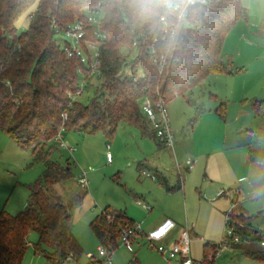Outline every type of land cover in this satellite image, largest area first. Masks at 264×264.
<instances>
[{"label": "rangeland", "instance_id": "1", "mask_svg": "<svg viewBox=\"0 0 264 264\" xmlns=\"http://www.w3.org/2000/svg\"><path fill=\"white\" fill-rule=\"evenodd\" d=\"M240 2L247 16L227 32L222 44V59L233 73L210 75L192 94L166 103L175 134V152L158 148L155 139L126 123H120L112 137L101 131L85 134L64 129L63 141L76 147L72 152L60 148L56 140L48 143L50 157L62 163L68 161L73 173L71 179L48 191L52 202H62L70 208L72 231L83 249L78 261L64 264H99L97 260L107 264L99 257L102 245L89 226L104 209L125 211L141 232L129 244L120 239L114 250L105 247L114 264H169L145 236L150 232L146 225L159 215L179 223L171 235H177L181 225L189 226L194 261H203L205 244H211L216 249H209L207 264H261L244 251H264L259 240H264V165L251 169L247 159L248 147L264 156V116H258L252 106L254 100H264V0ZM34 9L33 6L18 18L17 32L28 29ZM55 36L61 46L71 41L63 31ZM95 54L91 49L90 55ZM97 82L87 81L79 100L88 102L95 88L89 83ZM188 159L196 160L190 170L186 169ZM141 165L152 177L141 174ZM155 165H159V173ZM244 166L251 171L241 180ZM44 168L43 162L35 161L30 151L17 146L0 130V212L22 211L30 187L42 179ZM161 171L170 187H182L167 190L161 183ZM83 173L86 185L79 182ZM234 198L250 215L242 211L243 218L236 219L241 230L239 243L225 239L226 214ZM139 201L151 204L153 209L144 210ZM38 240V233L31 232L21 264H29L34 256L37 261L33 264L45 258L35 254ZM179 260L175 258L171 263L179 264ZM44 263L50 264L47 259Z\"/></svg>", "mask_w": 264, "mask_h": 264}, {"label": "trees", "instance_id": "2", "mask_svg": "<svg viewBox=\"0 0 264 264\" xmlns=\"http://www.w3.org/2000/svg\"><path fill=\"white\" fill-rule=\"evenodd\" d=\"M33 6L28 29L17 32L16 21ZM194 7L183 19L170 18L162 24L136 15L128 0H0V130L45 166L42 179L30 187L25 208L17 214L0 212V264H21L31 232L39 235L35 253L50 264L82 255L70 208L52 202L48 194L53 185L73 177L69 162L53 160L47 147L62 124L65 129L101 131L112 137L118 125L126 123L157 140L142 111L146 98L161 97L167 103L192 94L210 75L233 73L222 59V44L227 32L246 18L245 8L240 0H203ZM77 21L85 24L84 39L100 42L101 75L87 79L98 80L89 83L95 88L88 102L69 105V94L76 92L83 77L79 70L87 69L79 56H68L67 41L61 46L55 35ZM97 29L104 39L95 35ZM252 106L264 116V100H254ZM63 113H67L64 123ZM247 155L254 162L264 159L250 147ZM161 183L167 190L182 187L168 186L165 178ZM241 207L236 203L232 213L239 236L236 219L243 218ZM89 226L99 244L111 250L124 232L131 231L130 240L141 234L120 209L102 210ZM210 248L215 251L216 246L205 244L201 264L209 261ZM244 252L264 264V251Z\"/></svg>", "mask_w": 264, "mask_h": 264}, {"label": "built area", "instance_id": "3", "mask_svg": "<svg viewBox=\"0 0 264 264\" xmlns=\"http://www.w3.org/2000/svg\"><path fill=\"white\" fill-rule=\"evenodd\" d=\"M88 19L95 23L97 22V18L94 16H89ZM61 31L66 33V35L71 38V41H67L68 45L65 46L68 56H79L82 63L86 65L87 69L86 73L79 70V73L83 77L76 92L69 94V105H72L76 101H79L80 96L85 92L87 87V79L98 78L101 75V61L99 59L100 42L84 39L86 36V32L85 24L83 21H77L61 30L58 29V32ZM95 35L101 40L105 38V35L102 34L98 29L95 31ZM91 49L95 51V57H92L90 55ZM142 111L149 120L151 130L155 133L157 141L166 147L173 148L175 144V134L169 124L166 102L161 97L156 101H152L149 98H146L142 104ZM66 118L67 113H63V123ZM64 129V124H62V127L56 136V141L59 142L60 148L68 149L71 152L75 151L74 146H71L63 141L62 131ZM111 159V153L108 152L107 160L111 161ZM195 163L196 160L188 159L186 161V169H192ZM141 174L144 177H152L151 174L145 170H142ZM79 182L81 183V185H86L87 180L85 173L80 176ZM139 203L145 208H150L142 201H139ZM234 207L235 204H233L230 211L226 214L225 239H229V241H231L232 243H239L242 238L235 233V228L232 225V213ZM174 227L175 222L172 219H165L158 227L146 234V238L148 242L153 245L168 260L169 264H172L171 261H173L175 258L180 259L179 264H201L200 262L194 261L191 258L190 230L188 227H185L182 230L179 241L172 242L169 245L162 243L163 239H165L169 235ZM137 229H140V227L137 226ZM130 234V230L122 234L121 239L124 241V243H130ZM261 244L264 245V242H262ZM99 257L107 264H114L112 254L109 253V251L105 249L104 246L99 247ZM96 262L101 264V260H97Z\"/></svg>", "mask_w": 264, "mask_h": 264}, {"label": "clouds", "instance_id": "4", "mask_svg": "<svg viewBox=\"0 0 264 264\" xmlns=\"http://www.w3.org/2000/svg\"><path fill=\"white\" fill-rule=\"evenodd\" d=\"M198 0H128L132 11L146 20L167 23L170 18L183 19L195 11ZM203 2V0H200Z\"/></svg>", "mask_w": 264, "mask_h": 264}, {"label": "crops", "instance_id": "5", "mask_svg": "<svg viewBox=\"0 0 264 264\" xmlns=\"http://www.w3.org/2000/svg\"><path fill=\"white\" fill-rule=\"evenodd\" d=\"M150 138H152V137H150ZM156 142H158L157 140H156ZM158 148H163V149H172L173 150V152H175V150H174V147L173 148H169V147H166V146H164V145H160L159 143H158ZM75 150H76V147H75ZM247 159L251 162V169H253L256 165L257 166H259V165H264V159H262V160H259V161H251L249 158H248V155H247ZM110 162V161H109ZM246 166V165H245ZM243 167V172H242V176L240 177V179L241 180H244V177L245 176H247L249 173H250V171H251V169H248V168H246V167ZM153 167H155L156 168V170H157V172L159 173V171H158V169L160 168L159 167V165H155V166H153ZM140 168L143 170V166L141 165L140 166ZM161 177L162 178H165V180L167 181V184H168V180H167V177L165 176V174H164V172H162L161 171ZM177 185H180V184H177ZM177 185H174V186H177ZM168 186H169V184H168ZM165 187V186H164ZM235 200V201H234ZM143 202V201H142ZM232 202H233V204H236V203H238L237 201H236V198H234L233 200H232ZM234 202H236V203H234ZM143 203H145L146 205H148L150 208H145V207H143L144 208V210H152L153 209V206L151 205V204H149V203H146V202H143ZM242 207H241V210L243 211V212H245V213H247L246 211H245V209H244V207H243V205L242 204H240ZM125 212V211H124ZM248 214V213H247ZM128 215V214H127ZM132 215V214H131ZM249 215V214H248ZM129 216V215H128ZM250 216V215H249ZM130 217V216H129ZM130 218H132V217H130ZM133 219V218H132ZM165 219H172L171 217H167V216H165V215H159V217L158 218H156L155 219V221L153 222V223H150V224H148V225H146V227H147V229H149V231H151L152 229H155L156 227H158ZM134 220V219H133ZM173 220V219H172ZM174 222H175V227H174V229L179 225V223L177 222V221H175V220H173ZM141 224V223H140ZM144 224H146V223H144ZM186 226L187 227H189L187 224H186ZM186 226H184V225H181V228L179 229V233H176L177 235H171V233H172V231L169 233V235L163 240V242H164V244H166V245H169V244H171L172 242H177V241H179V238H180V234H181V232H182V230L186 227ZM259 230L257 229V230H255V232L257 233ZM194 232V231H193ZM74 234V233H73ZM145 236H146V234H145ZM138 237V236H137ZM137 237L135 238V239H137ZM30 242V241H29ZM30 245V244H29ZM36 255H40V256H43V255H41V254H37V253H35ZM44 257V256H43ZM42 257H40V259L38 260V263L39 264H45L44 262H46V259L44 258V259H41ZM79 259H69V260H67V262H70V261H78ZM37 260H36V257L34 256V257H32V262H30L29 264H33L34 262H36ZM176 264H178V263H176Z\"/></svg>", "mask_w": 264, "mask_h": 264}]
</instances>
